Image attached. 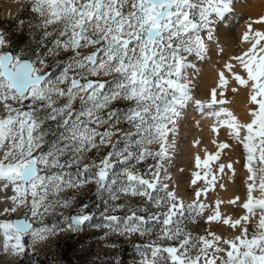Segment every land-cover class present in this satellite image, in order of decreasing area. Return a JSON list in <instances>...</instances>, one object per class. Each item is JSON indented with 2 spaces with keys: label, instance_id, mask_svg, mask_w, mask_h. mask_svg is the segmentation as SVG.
<instances>
[{
  "label": "snow or ice",
  "instance_id": "6c2138e0",
  "mask_svg": "<svg viewBox=\"0 0 264 264\" xmlns=\"http://www.w3.org/2000/svg\"><path fill=\"white\" fill-rule=\"evenodd\" d=\"M28 3L30 11L41 18L44 51L38 49L35 59L3 51L8 40L0 31V105L6 113L0 117V191L11 186L14 193L8 198L12 207L0 215L27 209L24 218L0 220L3 251L22 256L26 253L25 237L46 239L51 230L34 228L29 214L36 218L47 213L52 207L49 197L65 187L94 182L97 192H108L112 200L125 195L144 201L136 208L129 207L123 218L106 215L103 227L121 236H144L152 230L150 222H156L161 239L178 242L171 246L153 243L143 249L137 246L139 264H264V31L252 28V23H264V16L249 23L243 34V41L251 46L232 57L245 75L233 71L232 63L225 65L231 78L249 89L248 102L253 106L248 112L250 122L241 123L230 110L215 107L228 103L224 90L229 80L223 71L218 74L220 98L213 88L207 103L195 101L202 112L212 110L207 115L214 118L213 133L228 129L229 138L240 144L245 154L244 167L251 182L247 200L241 205L245 214L237 219L222 216L223 201L217 200L206 218L209 223L240 229L239 235L228 239L214 232L193 236L183 226L186 220L194 222L193 214L202 216L210 207L200 198L214 187L217 175L211 164L220 160L222 151L230 147L228 143H219L218 150L206 153L203 161L196 156V167L203 166V171L194 172L191 183L204 180L205 186L196 190L189 204L168 191L160 172L173 147L170 137L175 134L181 110L193 100L187 70L195 65L188 57L203 58L207 46L201 32L206 31L209 40L213 38L214 19L226 17L232 0ZM88 49L91 51L85 53ZM68 52L72 55L66 62L56 61L58 74L46 71L49 57ZM109 76L113 78L102 79ZM122 102L125 106H118ZM49 121L54 126L45 129ZM122 125L133 131H124ZM118 133L123 134L113 141ZM109 146L111 150L99 162L92 160L78 167L76 179L63 171L79 165L86 153ZM148 158L156 160L148 173L127 167L116 171L118 164ZM225 168L234 172L231 162L219 164L217 172L223 174ZM254 191L259 197L253 196ZM237 200L239 197L228 203ZM147 205L157 211L148 212ZM142 211L148 214L141 215ZM91 219L89 214L75 215L67 226L80 230ZM251 219L256 223L250 232Z\"/></svg>",
  "mask_w": 264,
  "mask_h": 264
},
{
  "label": "rangeland",
  "instance_id": "374dc122",
  "mask_svg": "<svg viewBox=\"0 0 264 264\" xmlns=\"http://www.w3.org/2000/svg\"><path fill=\"white\" fill-rule=\"evenodd\" d=\"M243 2L242 0H239L235 3L237 5H245V1ZM263 5L264 3L261 2V6ZM12 6L14 10L11 14L4 13L3 10L0 9V31L4 33L5 37L8 40V45L3 49V51H11L13 52V54H24L25 58L35 59L36 57L34 53L38 49L40 51H44V48L41 46L44 29L39 26L41 18L30 11L31 4L28 3V0H26L24 3L22 2L20 5L16 6L15 4H13L11 5V7ZM253 11H251V13ZM263 14H259V16L257 15L258 17L256 18L253 17L254 15H256V13L254 15L251 14L252 16H250V14H244L242 16V22H247L248 20L253 18L256 21ZM20 21H23V23L21 24ZM233 32L235 33V30ZM230 38H232L233 41L232 50L239 51V48H237L239 47V45L234 34H231ZM88 51H91V49L85 50V53H87ZM71 55L72 53L68 52L61 53L60 56L56 58L49 57L47 61L49 67L46 69V71L58 74L60 68L56 66V61L66 62L68 57ZM188 60L191 63L196 64L198 58L193 55L189 56ZM187 76L189 79L190 76L188 74ZM112 78V76H109L103 77L102 79L110 80ZM228 78L229 82L233 81L231 75L228 76ZM218 84L219 81L216 84V89L220 90ZM234 87L235 86H232V89ZM203 89H201V91L199 90V94L203 91L202 100L200 97L199 100L198 98L197 100L205 103L210 100L212 89ZM232 89L230 88V86L229 88L227 86L224 90V98L228 102H230L233 99L234 94H236L232 91ZM245 89L248 94L249 89ZM219 90H217L218 99L220 98L219 92L221 91ZM9 102L12 103L11 101ZM118 106L123 107L125 106V104L124 102H122ZM5 114L6 113L4 112L3 116ZM183 124L184 123L181 122L180 126L190 125V123L184 125ZM49 125L54 126V122H47L44 126L45 129H47ZM122 127L124 131H133V129H131L128 125H122ZM122 134L123 133H118L116 136H114L113 141L119 139V136ZM218 141H216V143ZM219 142L221 143L222 141ZM150 147L153 149L158 148L157 145H151ZM110 150V146L101 147L99 150L94 149L91 152L85 154V159L80 161L79 165L74 164L69 168H65L63 171L71 176L72 179H76L78 175V167H82L83 164L89 163L92 160H96L97 162H99L102 156L106 155ZM217 150L218 149H216V151ZM216 151H214L213 153H215ZM241 151V156L245 157V155H243L244 153L242 148ZM226 157L227 153L225 152V150H223L220 160L211 164V170L213 173H216L217 179L214 187L209 189L207 195H202L200 198L201 201H203L210 207L204 211L202 216L193 214L195 216L194 222L186 220L183 225L188 231L193 234V236L207 235L209 232H214L224 238L226 234L231 232L230 230L229 232H227V229H223L222 222L209 223L206 220L207 216L212 214V210L215 207L216 201H222L219 198V189L221 188V185H223V178L226 173V168L223 174L218 173L217 168L219 164H225ZM205 158L206 156L202 160H204ZM242 159L240 160V166L244 167L245 161L244 158ZM163 163L164 167L160 172L162 182L168 184V191H173L174 182L172 178V170L174 166L173 164H171L169 157ZM155 164L156 160L152 158H148L140 163H137L135 159H132L128 161L126 165L118 164L116 167V171H120L122 168L127 167L132 169L133 171H138L141 174H145L149 172V166H154ZM200 170L201 172L203 171V166H201ZM92 171H95V169H93ZM182 176L185 184V190L189 198L184 199L179 197L178 195L177 197L182 199L185 204H189L195 199L196 190L204 187L205 182L204 180H199L195 185H192L191 181L193 178L190 176L188 171H183ZM79 178L84 179V176L81 175ZM257 196L259 197V192H257ZM65 201H68L67 206H64ZM49 203H51L52 207L49 208L47 213H44L43 215L36 218H32L29 214L28 218L32 222L34 228L49 229L51 230V234H48L47 238L44 240L33 239L31 236L25 237L26 253L17 258H13L10 261H6L3 264H139L141 257L137 250V246L143 249L153 243L161 244L163 246H171L178 243L177 241H168L161 239L159 235L160 225L156 222H150L152 230L146 233L144 236H121L103 227V225L106 223V215H116L123 218L129 214V207L136 208L137 205H143L144 201L141 197H131L125 195H121L119 200H112L108 192H97V186L94 182L86 183L82 187H65L58 194L51 195L49 197ZM118 204H122L125 207L116 208V205ZM85 205L87 207H85L83 209V213H81L80 209ZM222 205L223 203H221L220 207ZM147 208L148 212L157 211V209L152 207L151 205H147ZM22 211L23 214L19 218H24L27 209L23 208ZM148 212L142 211L140 212V214L147 215ZM80 214H89L92 219L87 221L80 230L73 231L72 229L68 228L67 225L70 222L69 218ZM15 215L16 212L0 215V220H13L15 218ZM255 223L256 219L250 220V223L248 225L250 232L255 226ZM1 254L2 253L0 252V255Z\"/></svg>",
  "mask_w": 264,
  "mask_h": 264
},
{
  "label": "bare ground",
  "instance_id": "6f19581e",
  "mask_svg": "<svg viewBox=\"0 0 264 264\" xmlns=\"http://www.w3.org/2000/svg\"><path fill=\"white\" fill-rule=\"evenodd\" d=\"M25 1L26 0H0V9H2L4 13L11 14L14 10L13 6L11 7V5L15 4L17 6L22 2L24 3ZM237 1L239 0H232L231 11L226 14L225 18L214 19V22L211 26L213 37L211 40L207 38L206 31L201 32V36L204 38L207 46V51L203 58H198L196 64L192 63L195 65L194 68H189L187 70V74L190 76L189 81L193 100L186 104L181 110V115L177 120L175 134L174 136L170 137L173 147L170 150L168 156L171 164L174 166L172 170V178L174 182L173 191L179 197L186 199L189 198V196L186 193L185 184L182 178L183 171H188L190 176L194 178L193 173L201 171L196 167V156L199 155L202 160L206 156V153H213L216 151L219 141L228 143L230 147L224 149L227 153L225 164L227 165L229 162H231L234 172L229 169L227 170L226 168V173L223 178V187H219V198L223 201V205L220 207L222 216H230L233 219H237L245 214V210L241 207V205L247 200V184L251 183L247 180L249 173L247 172L246 168L243 166L242 168L240 166V160L244 158L245 161V157L241 156L242 146L236 143L233 139L229 138L228 129L226 128H220L218 134L213 133L212 126L215 121L213 117L207 115V113L212 110L204 109L202 112L195 101H198L199 97L201 100L203 98V91L200 93V95L199 90L201 91L203 88H216V84L219 81L218 74L221 71L225 73V76L227 75L226 77L230 76L229 72L225 69L226 64L232 63L235 65L233 71L240 73L241 75H245L238 62L232 60V57L241 55L251 46L250 42H244L242 37L244 32L248 30V24L254 22L255 19H247V22H242V16L244 14H250V16H252L251 14L254 15L256 13V15L253 16L256 18L259 16V14H263L264 5L261 6V2L264 3V0H242V2L245 1V5H237L235 3ZM251 11L253 12L251 13ZM252 28L254 31H264V23H252ZM234 30L235 33L233 32ZM231 34H234L235 38L237 39V43L239 45L237 48H239V51L232 50L233 41L232 38H230ZM227 86L228 88L230 86L231 89L232 86H235L236 89H238L235 92L236 94H234V97L230 102L222 106L217 105L215 107H224L230 110L241 123L250 122L251 117L248 112L252 106L248 102V94L245 87L239 86L234 80L229 82ZM4 112L5 109L3 105H0V117L3 116ZM181 122L184 124L190 123V125L180 126ZM213 141L218 142L213 143ZM257 192L258 191L253 192L254 197H258ZM13 194L14 193L12 192L11 186H9L7 190L0 191V213H2L5 208L12 207V203L8 198ZM237 197H239V200H237L235 204L228 203V201L235 200ZM22 209L23 207H21L16 212L15 218L22 216ZM223 229H227V232H229V230L231 231L226 235L224 234V238L231 239L240 234L239 228L233 230L229 226L223 224ZM0 243H2V237H0ZM0 252L2 253L0 255V264L19 257L12 256L10 253H5L2 247H0Z\"/></svg>",
  "mask_w": 264,
  "mask_h": 264
},
{
  "label": "water",
  "instance_id": "95a60500",
  "mask_svg": "<svg viewBox=\"0 0 264 264\" xmlns=\"http://www.w3.org/2000/svg\"><path fill=\"white\" fill-rule=\"evenodd\" d=\"M14 219H21V218H14ZM14 219H13V220H14Z\"/></svg>",
  "mask_w": 264,
  "mask_h": 264
},
{
  "label": "trees",
  "instance_id": "16d2710c",
  "mask_svg": "<svg viewBox=\"0 0 264 264\" xmlns=\"http://www.w3.org/2000/svg\"><path fill=\"white\" fill-rule=\"evenodd\" d=\"M25 264H28V263H25Z\"/></svg>",
  "mask_w": 264,
  "mask_h": 264
}]
</instances>
